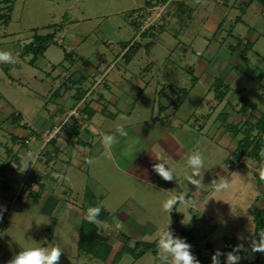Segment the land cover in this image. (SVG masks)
<instances>
[{
	"label": "crops",
	"instance_id": "crops-1",
	"mask_svg": "<svg viewBox=\"0 0 264 264\" xmlns=\"http://www.w3.org/2000/svg\"><path fill=\"white\" fill-rule=\"evenodd\" d=\"M231 1L222 0L221 2L222 4H227L225 8H228V2L230 3ZM186 2L188 3L189 0ZM254 2H257V0H235L233 4L237 3V5H232L230 12H227L226 9L215 8V10H222L220 13H216L217 20L214 28H210L208 25V22L212 19L211 17H215V13L213 12L212 15H209L208 22L205 24L206 30L213 37L217 35L222 36L224 33L226 35L229 34V37L234 35L232 37L236 41V49L230 46L228 59L215 60V74H217V77H215L213 82H209V89L206 91L205 99L209 103L213 99V94L214 98L215 95L219 98L218 95L223 93V97L219 98L221 100L215 107L217 114L213 116L212 114L214 113L211 112L210 116L207 117L209 122L200 127L197 133L193 127L194 131L191 130V125H189V121L192 115L196 114V111L188 117V120L186 119V122L178 119L177 115L184 102L189 99L191 92L201 82L200 75H196L195 71L203 74L208 70V63L213 59L212 49L209 52L207 51L208 48L205 50L207 51L205 61L209 60L208 63L196 59L194 70L187 68L185 65L187 71H184L191 77L192 86L190 89L177 88V86L171 84L162 85L157 82L156 85L159 88L155 89V98L150 100V104L148 105L150 110L148 109L149 113H147L140 105L146 102L147 96L145 95L150 83H143V78H148L149 76V78L154 79L156 72L152 68L155 61L150 62L148 60L147 62L150 63L147 68L142 66L137 72L133 71V63H136V61L138 62L136 65L143 63V60H135V58L138 57L141 48L148 49L149 45H137L133 41H130L131 43H124L119 40L115 44L112 41H108L105 46H108V48L113 47L114 51H118L116 60L109 65L105 54L101 53L91 54L89 61L85 60L86 55L83 58L74 55V59L71 53H64L60 60L54 52L48 53L52 46H62V41L60 43L57 35L63 31V28L58 27V32L55 35L53 43L47 47L42 56L35 60L32 58L31 60L32 66H35L41 59L43 66L49 67L47 73V79L50 81L47 89V99L49 102L47 119L38 118L31 125L22 119L20 113H15V115H18V118L16 122L10 121V128L7 130L11 143L10 145L7 142V146L10 145L14 155V159L11 161V163H14V166L10 167V171L14 174L21 171L23 166H25V159H31L30 161L32 162L29 161V167L23 178V181L26 180V187L22 188V186H19L12 213L16 212L17 217L25 215L26 217L35 219V223L40 218L42 223L46 222L45 229L48 231L50 227H55L59 223V219L53 217V215L60 203H64L68 219L78 231L79 241L80 227L83 220H86L84 217L87 210H85L84 205L87 198L94 197L102 205V210L106 214L105 218L98 219L99 222L94 224H103L106 220H109L110 225L115 230L124 228L126 231V237L123 238L124 235L120 233L119 239H116L117 244H120V249L113 251L111 247V252L106 260L107 264H110L118 253L123 252L125 248H129V243H132L134 247L136 243L151 244L149 241L155 237V233L159 230L158 227L161 222L157 221V218L162 216V212L164 213L162 218L164 222L170 224L172 221L174 223L173 225L170 224V231H176V236L182 230L186 232L195 230L198 233V241L204 239L213 247V243L217 239L215 237L216 230L222 226L217 217H213L208 212H205L207 210L206 206L212 202L210 196L213 186L206 187L203 185L198 192L194 186L185 181V175L192 171L187 165V157L196 151L202 153L206 150V153L213 157L220 156L219 153L222 151L226 152L228 172L219 171L218 174L220 175L218 176L227 179L229 184L233 182L231 178L233 172L245 166L246 158L236 154L242 136H234L230 131V128L235 126L231 122L229 115L230 108L236 103L239 106V101L241 103L243 99L255 108L256 114H264L257 111L256 104L241 96L245 88L239 87V90H233L230 85L238 81V70L239 72L242 71L241 74L246 78H251L252 74H254V69L257 70V67L250 64L249 58H247L248 52L264 61V57L253 51L259 40L261 38L264 39V31H259L256 29L257 26L252 23L249 25L245 22L246 25L244 24V18ZM179 5L177 3V7L182 6ZM262 6L264 7V5ZM141 7L143 5L139 6V8ZM233 7L239 11L240 16L234 18V24L230 25L227 24L226 20L228 16H233ZM134 15L130 13L127 21L134 30H138L137 27H140L139 22L141 20L140 17L134 19ZM250 35L252 36L251 40L247 38ZM139 36L144 39L149 38L144 36V34H140ZM87 39V35L72 34L67 43L71 47L74 46L73 44H77V48L87 50L88 48L84 46ZM5 46L2 47L4 49L1 48L2 51H5ZM119 49H121V52H119ZM182 50L183 54L193 52L188 48H182ZM24 55L27 56L26 54ZM149 67L152 68L148 69ZM114 70L115 72H113ZM263 74L261 72V79L258 80L259 84L263 80ZM181 90L187 92L186 97L180 107L174 110L171 107L177 100V92ZM259 91L262 94L261 96H263L264 86L260 85ZM52 100L53 102L50 103ZM208 103V107L214 110ZM241 109L242 103L236 111L242 113ZM233 110H235V107ZM75 111L79 114V118L74 119V125L58 134L44 149H42L39 141L30 140L32 136L40 131L59 127L66 116ZM247 111H250V109L245 107L244 114ZM4 115L0 110V118L2 120L5 119ZM138 116L140 117L138 118ZM215 121L216 124L214 125ZM181 123L186 125V130H183L186 137L183 138L177 135V127ZM208 123H210L209 132L216 131V142L206 137H198L203 134L204 130H207ZM118 125L124 126L128 132V136L118 137L119 144L115 145L111 150H107L101 144V134L113 133ZM34 145H36V148L33 147ZM158 157L168 167L175 169L176 179L166 182L152 170V165L160 162ZM86 158L93 160L91 165L87 164L89 167L87 172L93 169V172L91 171L92 176H88L82 202L80 203L76 200V204L73 205L70 204V199H72L71 196L74 194L73 187L75 185L72 186L73 184L67 183L68 187H65L64 182L71 179V175L68 176L71 164H73L75 169L85 170L83 164H86ZM236 158H238L237 161L234 160ZM42 159H44L43 162H41ZM247 161L253 162L250 159H247ZM30 167H34V169H30ZM64 167L67 169L65 170ZM246 168L248 169V167ZM206 170L209 171L204 167L203 178L206 175L210 182L209 185H212L214 174ZM2 172H5V168ZM249 172L253 175L252 170ZM1 176L6 179L5 173L4 175L1 174ZM60 179L62 181L61 184L59 183ZM113 179L117 181H113ZM2 182L4 185L0 189L1 195L11 190L10 183L6 181ZM116 182L120 184V187L117 189L115 186ZM16 184L18 183L16 182ZM22 185H24V182ZM258 188H260L262 193L258 206L259 213L264 210V203H262L264 183H258ZM118 190H121V195H119ZM116 194H118V197H116ZM135 194L136 200L133 197ZM176 195H181L188 201H194L195 203L194 205L178 203L168 214L162 210V203ZM149 208L161 210V214L156 215V218L147 217L146 211ZM183 209L189 212L187 219L180 212ZM30 224L33 226L32 223ZM96 227L98 235L103 240L106 236L110 235L108 231H101L98 225ZM251 239H253V233ZM153 240L151 241L155 243V238ZM156 249L157 247L147 252L157 256ZM138 251L142 252V249ZM245 260L248 261L246 253ZM256 260L259 263H263L264 253L257 252Z\"/></svg>",
	"mask_w": 264,
	"mask_h": 264
},
{
	"label": "rangeland",
	"instance_id": "rangeland-1",
	"mask_svg": "<svg viewBox=\"0 0 264 264\" xmlns=\"http://www.w3.org/2000/svg\"><path fill=\"white\" fill-rule=\"evenodd\" d=\"M186 1L187 0H147L146 2L145 0L14 1L9 24L5 27L0 26V51H2V49H4L2 47L6 45L5 51L7 50L6 52H10L14 60V63L0 62V110L5 114L3 116L5 119L2 120L0 118V189H2V185H4L2 181L11 184V190L9 192H5L3 195L0 193V205L5 206L7 209V211L3 213V218L0 219V264H6L9 259L19 253L23 248L49 246V244H58L63 250L59 264H104L101 260L78 251V231L72 222L69 221L64 203H60L57 211H55L53 215V217L59 219V223L55 227H50L48 231L45 229L46 222L42 223L40 218L38 222L35 223V219L26 217L25 215L23 217H17L16 212L12 213L18 188L21 186L22 188L26 187V180L23 181V178L31 159H25L24 161L25 165L29 162L27 168L23 166V169L15 174L10 171V167L12 168V166H14V163H11L12 159H14V155L10 147V135L7 132L8 128H10V121H16L15 117L17 115H15V113H20L22 119L26 121V123L33 125L38 118L47 119V109L49 108L47 99L48 83L50 82L47 79L49 67H44L41 59L35 66H32V56L24 55V47L31 43L34 35H56L58 27L63 28V31L57 35L60 43L62 41V46H52L48 53L54 52L56 57L60 60L64 53H71L74 59V55H78L81 58L86 55V61L91 59V54L101 53L105 54L109 65L116 60L118 51H114L113 47L108 48V46H105L106 42L112 41L115 44L121 40L124 43H131L133 41V43L137 45H149L148 49L141 48L138 57L135 58V60H143V63L139 65H136V63L138 64L137 61L133 63V71L137 72L142 66L147 68L150 62L155 61L153 68L149 67L148 69L152 68L156 72V77L154 76V79H151V77L149 78V76L148 78H143V83H150L147 94L145 95L147 96L146 102L140 105L145 111L149 109L148 105L150 104V100L155 98V89L157 90V88H159V86L156 85L157 82L162 85L171 84L177 86V88L190 89L192 86L191 77L184 71H187L185 65L187 68L194 70L196 59L208 63L209 60L207 62L205 61L206 54L207 51L209 52L212 49L213 59L208 63V70L203 74L195 71L196 75H200L201 82L196 86V89L191 92L189 99L184 102L177 115L178 119L182 120V122H186L188 117L196 111V114L192 115L189 125H191V130H193V127L197 133L200 127L209 122L207 117L210 116L209 114H211V112L214 113L212 114L213 116L217 114L215 107L221 100L216 95L214 98V94L213 99L210 100L209 103L205 99L206 91L209 89V82H213L215 77H217V74H215V60L228 59L230 55V46L236 49V41L232 37L234 35L229 37V34L226 35L224 33L222 36L217 35L213 37V35L206 30L205 24L208 22L209 15H212L213 12L215 13V17H211L212 19L208 22V25L210 28H214L217 20L216 13H220L222 9H226L227 12H230L232 5L236 6L237 3L233 4L235 0H232L230 3L228 2L229 7L225 8L227 4L223 3V5L221 2L222 0H199V2H197V0H189L188 3ZM177 3L180 4L179 6H182L177 7ZM140 5H143V7L139 8ZM215 8L222 9L215 10ZM130 13L131 15L135 14L134 16L141 15V22H139L140 27H137L138 30H134L127 21ZM232 13L233 16H228L226 20L227 24L230 25L232 23L234 24V18L240 16L239 11L235 8L232 10ZM245 22L249 25L250 23L256 25V29L261 32L264 31V7L259 2H254L249 8L244 18V24ZM72 34L87 35L88 39L84 46L88 49L77 48V44H73V47L69 46L67 42L69 38L72 37ZM140 34H144V36L149 38L144 39L139 36ZM247 38L251 40L252 36L250 35ZM182 48H188L193 52L183 54ZM206 49L207 51H205ZM120 50L121 49H119V52H121ZM253 51L264 57V39L261 38L259 40ZM247 58H249L248 60L252 66L257 67V70L254 69V74L251 73V78H246L241 74L242 71L239 72L238 70L237 72L235 70L239 75L238 81L233 82L230 87L233 90H239V87L245 88L241 96H244L246 99L256 104L257 111L264 114V95L261 96L262 94H260L259 91L260 85L264 86V74L261 84H259L258 81L261 79V72L264 73V61L254 56L251 52H248ZM148 60L150 62H147ZM231 70L234 71L232 68ZM242 70L244 69L242 68ZM113 72H115V70ZM52 102L53 100L50 103ZM207 103L210 104L211 108L214 110H211ZM240 104L239 101V106ZM239 106L237 103L233 104L230 108L231 111H228H230L229 115L231 117V122L235 126L238 125L242 127L251 114L250 111H247L245 114L236 111ZM234 107L235 110H233ZM171 108L173 109V105ZM147 113L149 112L147 111ZM78 115L76 111L72 112L70 115L66 116L59 127H54L59 130L58 134L69 129L70 126H73L75 123L74 119L76 120L77 117L79 118ZM139 117L140 116H138V118ZM251 118L254 121L256 120V117L252 115ZM213 124L215 125L216 121ZM209 126L210 123L207 125V130H204L203 134L198 137H206L216 142V131L213 130L210 133L208 130ZM184 129L186 130V125L183 123L179 124L177 127V135L182 138L186 137V134L183 133ZM45 131L46 130L40 132ZM239 135L242 136L241 133H239ZM7 142L10 144L9 146H7ZM204 145L207 146L206 143H204ZM33 147L36 148V145ZM202 154L204 156V167L209 170L206 171L213 172L214 174L213 180L221 178L218 176L220 175L218 174L219 171L228 172L226 166V152L222 151L219 153L220 156L217 155L214 157L207 154L206 150H204ZM43 160L44 159H42L41 162H43ZM234 160L237 161L238 158ZM83 165L85 170L76 168L78 172L75 167H73V164H71L68 170V176L71 175V179L64 182L65 187H68L67 183L73 184L72 186L75 185L73 187L74 194L71 196L72 199H70V204L73 205L76 204V200L77 202H82L88 176H92L93 169H91L92 172L90 170L87 172L89 168L88 165ZM244 165L245 166L233 172L231 175L233 182L229 184V188L226 191H211L210 198L212 202L206 206L207 210L205 212H208V214L213 217H217L222 224V226L216 230L215 237H217V239L213 243V254L217 249L222 252L225 239H234L238 244H243L245 249L249 248V242L251 241L253 233V221L258 214V206L262 198V193L260 188H258V177L260 178L259 167L254 162L251 163L249 161L247 164L245 162ZM246 167H248V169ZM4 168L5 172H2ZM64 168L65 170L67 169L66 167ZM30 169L33 170L34 167H30ZM248 170H252L253 175ZM4 173L6 179L1 176V174L4 175ZM113 181L117 180L113 179ZM207 181L208 178L205 175L202 183L206 187H211L212 185H209L210 182ZM16 182L19 185L16 184ZM23 182L24 185H22ZM61 182L60 179L59 183L61 184ZM111 185L113 184L111 183ZM115 186L117 189L120 187V184L116 182ZM118 191L119 195H121V190ZM116 197H118V194H116ZM133 197H135L136 200V194ZM89 198H87V202ZM262 203H264V197ZM146 212L147 217L156 218V215L161 214V210H152L151 208L147 209ZM180 212L185 215L186 219L188 218L189 212H187L186 209ZM163 215L164 213L162 212V216L157 218V221L159 220L161 222L158 229L161 231L165 230L168 225L170 230V224L173 225L174 223L172 221L170 224L164 222V220H162ZM30 223H32L33 226H31ZM96 225L99 226L101 231H108L110 233L109 236H104V241L107 245L112 247L113 251L119 250L120 244H117L116 239H119L120 233L124 235L123 238L126 237L124 228L115 230V228L110 225L109 220H106L103 224L99 223ZM238 236H242L243 239H238ZM154 238L155 237L151 240L154 241ZM151 240L147 241L152 244L153 242ZM205 244H207V241L204 239L197 241L200 257L205 260V263L212 264V255L206 250ZM128 246L134 249L132 243H129ZM156 247L157 246H155V248ZM156 252L157 256L146 252L138 260H135L130 254H125L117 264H161L157 249ZM243 252L244 251H242V253ZM244 253H246V257L248 258V261L245 260L244 264H252L255 262L257 253H251L250 250ZM262 262L264 263V261ZM220 264H226L224 256L220 257ZM241 264H243V262Z\"/></svg>",
	"mask_w": 264,
	"mask_h": 264
},
{
	"label": "clouds",
	"instance_id": "clouds-1",
	"mask_svg": "<svg viewBox=\"0 0 264 264\" xmlns=\"http://www.w3.org/2000/svg\"><path fill=\"white\" fill-rule=\"evenodd\" d=\"M199 2V0H197ZM0 62L2 63H14L12 54L6 51H0ZM123 119V117H121ZM128 132L122 125H118L114 132L111 134H101V144L107 150H111L115 145L119 144L118 137H127ZM259 156L264 160V149H261ZM159 158V157H158ZM159 163L152 165V170L157 173L164 181L171 182L175 178V169L167 166L159 158ZM31 162V161H30ZM247 164V158L245 160ZM29 163V162H28ZM28 163L25 165L27 168ZM32 163V162H31ZM85 163L91 165L93 160L86 158ZM187 165L191 168V172L186 174L184 179L189 182L199 192L203 187V169H204V156L201 152L196 151L187 157ZM260 179L264 180V164L259 166ZM213 190L216 192L226 191L229 188V182L225 178L212 181ZM193 204L181 195L170 197L162 203V210L168 214L178 204ZM7 211L5 206L0 205V219L3 218V213ZM102 211V205L98 204L90 206L85 214V219L89 223H98V217ZM258 239L253 238L249 242V248L245 249L243 244L236 245L232 251L222 253L219 249L212 255V264H220V257L226 255V264H239L241 260L240 252L251 253H264V229H261L257 233ZM238 239H243L242 236H238ZM155 242L157 245V251L159 253V260L161 264H200V261L193 255L191 251V245L184 239L175 236L172 231L169 230L167 225L165 230H157L155 233ZM63 250L58 244H49V246L40 247H27L21 249L19 253L15 254L9 259L6 264H59Z\"/></svg>",
	"mask_w": 264,
	"mask_h": 264
},
{
	"label": "trees",
	"instance_id": "trees-1",
	"mask_svg": "<svg viewBox=\"0 0 264 264\" xmlns=\"http://www.w3.org/2000/svg\"><path fill=\"white\" fill-rule=\"evenodd\" d=\"M15 0H0V26H7L10 21V14L13 8ZM261 5H264V0H257ZM55 35L48 34L45 36L34 35L30 44L24 47V54L32 55L33 60L42 56V54L46 51L47 47L50 46L54 41ZM187 92L181 90L177 92V100L173 104V109H178L182 104V101L186 97ZM219 98L223 97V93L218 95ZM242 109L241 112L244 113L245 107L250 109V114L256 117L254 121L251 118V115L248 116L245 124L242 127L238 125L231 127L230 131L232 135L236 136L241 133L242 139L238 144L236 154L238 156H242L244 158L252 160L259 167L261 164H264V160L259 156V152L261 149H264V115L256 114L255 108L245 100H241ZM18 115L15 117L17 120ZM16 122V121H14ZM259 183H264V180H261L258 177ZM99 203L94 198H89V201L85 203L84 208L87 210L90 206L98 205ZM105 213L103 210L101 211L98 219L105 218ZM254 231L253 238L258 239V231L264 229V210L260 211L256 217L254 218ZM197 231L192 230L190 232L180 231L178 236L184 239L187 243H189L191 247V251L193 255L200 261V264H207L205 260L200 257V250L197 246ZM225 245L222 253H227L232 251V249L238 245V242L234 239H225ZM156 242L152 244L147 243H136L134 249L125 248L123 252L118 253L113 261L110 264H117L120 260L122 254H130L134 259L141 257L145 252L149 250L155 249ZM205 248L208 252L213 255L212 245L205 244ZM142 249V252L138 250ZM78 251L83 252L85 254L93 256L95 259L101 260L106 263V260L111 252V247L107 245V243L102 239L101 236L97 233V227L93 223H89L87 220H83L80 231H79V241H78ZM244 253V252H243ZM242 252L239 255L242 257L239 261V264L245 261V256ZM224 259L226 260V255H224ZM252 264H261L258 261H255Z\"/></svg>",
	"mask_w": 264,
	"mask_h": 264
},
{
	"label": "built area",
	"instance_id": "built-area-1",
	"mask_svg": "<svg viewBox=\"0 0 264 264\" xmlns=\"http://www.w3.org/2000/svg\"><path fill=\"white\" fill-rule=\"evenodd\" d=\"M138 17H141V15L133 16L134 19H137ZM58 131L59 130L56 128H54L53 130H46L45 132L36 133L30 139L39 141L42 145V148H45L51 142V140L56 138L55 136L58 134ZM172 233L174 235L176 234L175 231H172Z\"/></svg>",
	"mask_w": 264,
	"mask_h": 264
}]
</instances>
